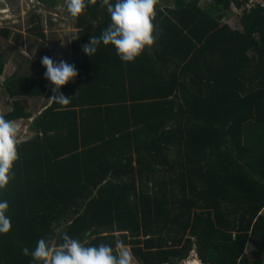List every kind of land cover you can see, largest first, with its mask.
I'll return each mask as SVG.
<instances>
[{
	"label": "trees",
	"instance_id": "obj_1",
	"mask_svg": "<svg viewBox=\"0 0 264 264\" xmlns=\"http://www.w3.org/2000/svg\"><path fill=\"white\" fill-rule=\"evenodd\" d=\"M175 1L156 5L155 44L128 64L112 46L82 51L110 23L100 0L75 21L78 75L60 90L71 103L34 119L0 191L12 222L0 264H32L24 247L61 244L65 233L114 250L122 240L140 264H177L192 251L202 264H264V8ZM31 22L46 39L40 15ZM44 56L35 77L0 85L14 99L6 119L28 117L21 98L47 92ZM4 68L0 58V77Z\"/></svg>",
	"mask_w": 264,
	"mask_h": 264
},
{
	"label": "clouds",
	"instance_id": "obj_2",
	"mask_svg": "<svg viewBox=\"0 0 264 264\" xmlns=\"http://www.w3.org/2000/svg\"><path fill=\"white\" fill-rule=\"evenodd\" d=\"M97 2L98 0H64V6L75 22L83 15L89 4L96 5ZM157 3L158 0H115L113 4L112 0H100L101 7L106 8L110 16V23L99 37H89V43L82 46V51L92 57L103 44L106 47H114L122 63L134 62L146 49L150 50L155 44L154 22ZM41 63L46 69L44 78L52 86L53 95L49 101L61 106L57 111H63L64 106L70 104L72 99L66 97L60 90L77 77V70L74 65L63 59L57 63L48 56L42 57ZM19 130L16 120L6 119L0 114V191L6 190L14 178V164L19 159L17 150L20 142ZM8 209V202L0 201L2 235L8 234L12 227L11 219L6 214ZM62 241L57 245L54 241L41 238L34 250L29 252V249L24 247L22 252L25 256H31L32 264H136L130 247L122 240L116 241V250L105 243L86 246L67 233L62 236Z\"/></svg>",
	"mask_w": 264,
	"mask_h": 264
},
{
	"label": "rangeland",
	"instance_id": "obj_3",
	"mask_svg": "<svg viewBox=\"0 0 264 264\" xmlns=\"http://www.w3.org/2000/svg\"><path fill=\"white\" fill-rule=\"evenodd\" d=\"M205 5L206 1L200 3L202 7ZM32 13L40 15L42 19L40 29L46 35V39H42L28 30L32 25ZM68 15L64 0H0V29H9L11 32L8 38L0 35V58L5 62L4 72L0 77V85H3L10 77L21 75L35 77L37 71L34 69V58L43 50L49 52V57H52L54 62L58 63L63 59L69 64L74 63L78 54L74 46L70 47L73 41L71 37L75 31L71 27L73 23ZM48 18H53L57 23L50 24ZM46 98L47 96L35 99L21 98L25 110L31 112L32 117L29 115L24 119L16 120L20 129L19 141L27 140L30 137L26 132H29L30 125L34 121L33 118L38 115V108L48 102L45 101ZM13 101L14 99L9 98L5 93L4 87H0V113L2 115L12 110ZM34 106H37V110ZM261 214L264 215V209ZM51 241L56 243V238L53 237ZM128 246L131 249V246ZM248 246L246 255L251 260L249 255L251 245ZM195 255L192 251L188 259L179 261L177 264H190L193 258L200 264ZM136 264L140 263L136 260Z\"/></svg>",
	"mask_w": 264,
	"mask_h": 264
},
{
	"label": "crops",
	"instance_id": "obj_4",
	"mask_svg": "<svg viewBox=\"0 0 264 264\" xmlns=\"http://www.w3.org/2000/svg\"><path fill=\"white\" fill-rule=\"evenodd\" d=\"M175 3H176V1L175 0H158V6H159V8L160 9H166V8H173L174 6H175ZM53 15H56V13H53ZM87 17H89V15H87ZM49 19V18H48ZM73 24V26H71L72 27V29H74V35L71 37V40L72 39H74L75 37H76V35L80 32V29L76 26V22H73V20L71 19L70 20ZM49 23L50 24H54V23H57L56 21H54V19L53 18H51V19H49ZM79 36V35H78ZM71 48H72V44H71V46H70ZM72 50V49H71ZM76 50H77V48H76ZM79 50V49H78ZM80 53H81V51L79 50V52H78V56L80 55ZM51 59H52V57H51ZM53 60V59H52ZM54 61V60H53ZM127 70H128V67L127 66H124V72H123V74H122V77L124 78V80H126V78H127V76L129 75V74H127L126 72H127ZM118 75V74H117ZM50 88V89H49ZM49 88L47 89V92L45 93V95L44 96H47V98H46V100L45 101H48V102H46V104H44V106H42V107H40V108H38V110H37V106H34V108L37 110V113H38V115L37 116H35V118H37L40 114H41V112L43 111V110H45L47 107H49L51 104H52V101H49V95H53V92L51 91V88H52V86L50 85V82H49ZM50 96V97H51ZM30 99H35V98H30ZM37 102V101H36ZM40 109V110H39ZM43 109V110H42ZM39 111V112H38ZM30 115V114H29ZM29 117H32L31 115L29 116ZM35 118H33V120L35 119ZM56 244L57 245H60V243H58V241H57V239H56ZM196 256V255H195ZM136 259V258H135ZM137 260V259H136Z\"/></svg>",
	"mask_w": 264,
	"mask_h": 264
},
{
	"label": "built area",
	"instance_id": "obj_5",
	"mask_svg": "<svg viewBox=\"0 0 264 264\" xmlns=\"http://www.w3.org/2000/svg\"><path fill=\"white\" fill-rule=\"evenodd\" d=\"M254 5H259L260 7L264 8V0H248L246 4V8L249 9Z\"/></svg>",
	"mask_w": 264,
	"mask_h": 264
},
{
	"label": "bare ground",
	"instance_id": "obj_6",
	"mask_svg": "<svg viewBox=\"0 0 264 264\" xmlns=\"http://www.w3.org/2000/svg\"><path fill=\"white\" fill-rule=\"evenodd\" d=\"M190 264H199V262L193 258V260L191 261ZM200 264H201V263H200Z\"/></svg>",
	"mask_w": 264,
	"mask_h": 264
},
{
	"label": "water",
	"instance_id": "obj_7",
	"mask_svg": "<svg viewBox=\"0 0 264 264\" xmlns=\"http://www.w3.org/2000/svg\"><path fill=\"white\" fill-rule=\"evenodd\" d=\"M89 234V233H88Z\"/></svg>",
	"mask_w": 264,
	"mask_h": 264
}]
</instances>
